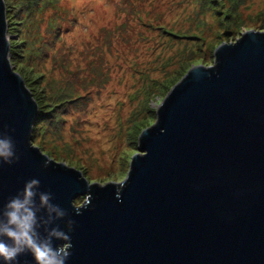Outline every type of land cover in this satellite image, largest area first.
Returning <instances> with one entry per match:
<instances>
[{
    "label": "water",
    "instance_id": "1",
    "mask_svg": "<svg viewBox=\"0 0 264 264\" xmlns=\"http://www.w3.org/2000/svg\"><path fill=\"white\" fill-rule=\"evenodd\" d=\"M10 56L0 0V137L15 150L0 162V209L39 180L68 214L49 226L71 237L53 241L70 243L66 264H264V29L222 42L171 88L122 182L90 181L33 142L39 105Z\"/></svg>",
    "mask_w": 264,
    "mask_h": 264
},
{
    "label": "rangeland",
    "instance_id": "2",
    "mask_svg": "<svg viewBox=\"0 0 264 264\" xmlns=\"http://www.w3.org/2000/svg\"><path fill=\"white\" fill-rule=\"evenodd\" d=\"M5 4L10 61L43 112L33 142L99 183L127 178L142 131L192 66L214 63L222 42L264 29V0Z\"/></svg>",
    "mask_w": 264,
    "mask_h": 264
},
{
    "label": "clouds",
    "instance_id": "3",
    "mask_svg": "<svg viewBox=\"0 0 264 264\" xmlns=\"http://www.w3.org/2000/svg\"><path fill=\"white\" fill-rule=\"evenodd\" d=\"M14 158L11 138L0 137V162L11 164ZM39 185V180L28 181L24 190L0 209V260L4 264H17L18 257L24 253H31L36 264H66L71 255L70 243L67 246L53 244L54 240L70 242L71 237L58 226L49 227L68 214L51 203V193L40 192ZM42 210L45 215L38 216ZM76 214L81 213L77 211ZM74 223L72 219L67 220L69 232ZM41 228L43 235L39 231Z\"/></svg>",
    "mask_w": 264,
    "mask_h": 264
},
{
    "label": "trees",
    "instance_id": "4",
    "mask_svg": "<svg viewBox=\"0 0 264 264\" xmlns=\"http://www.w3.org/2000/svg\"><path fill=\"white\" fill-rule=\"evenodd\" d=\"M238 4H239V3H237V4H234V5H233V7H234V6H235V7H237V6H238ZM7 6H8V5H7ZM8 7H9V6H8ZM7 10H9V9L7 8ZM11 53L13 54V53H14V51H11ZM41 114H43V112H41V111H40V112H39V115H38V120H39V117H40V115H41ZM38 120H37L36 122H38Z\"/></svg>",
    "mask_w": 264,
    "mask_h": 264
}]
</instances>
